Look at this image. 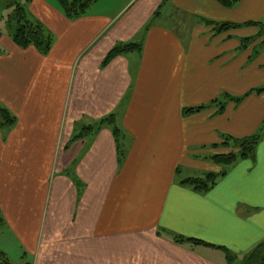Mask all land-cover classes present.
Segmentation results:
<instances>
[{
    "label": "crops",
    "instance_id": "0c3cea01",
    "mask_svg": "<svg viewBox=\"0 0 264 264\" xmlns=\"http://www.w3.org/2000/svg\"><path fill=\"white\" fill-rule=\"evenodd\" d=\"M37 3L47 55L0 39V104L17 120L0 129V223L24 264H227L263 241L264 136L205 192L178 176L219 172L223 136L264 126V91L212 104L264 87V37L201 20L260 21L264 0H96L77 19ZM127 42L141 50L104 66ZM110 114L120 142L107 124L85 131Z\"/></svg>",
    "mask_w": 264,
    "mask_h": 264
},
{
    "label": "trees",
    "instance_id": "16d2710c",
    "mask_svg": "<svg viewBox=\"0 0 264 264\" xmlns=\"http://www.w3.org/2000/svg\"><path fill=\"white\" fill-rule=\"evenodd\" d=\"M14 0L6 4L9 8L12 5L15 6L13 13L9 14V26H10V36L14 43L21 48H27L29 46L36 47L42 54L47 55L52 49L54 42V37L50 31L42 26L37 20H32L29 18L26 3L28 0ZM59 8L62 10L64 15L69 19H77L85 15L91 5L96 0H56ZM222 6L226 8L235 7L241 0H217ZM207 24L215 25L217 31L227 30L231 28H236L245 25H254L258 27V36L264 37V23L261 21H250L244 24L236 23H218L206 18H201ZM47 30V31H46ZM1 35V34H0ZM253 38H248L243 40V45L245 42H251ZM262 47H264V40L262 42ZM141 50V45L137 42H127L115 45L106 55L103 61V65H108L115 57L120 54H124L131 51ZM255 92L264 91V87L253 89L244 96H232L230 94H223L221 97L217 98L212 102L218 106V112H223L225 106L230 101L240 102L248 94ZM207 106H197V107H187L184 110L185 114L198 112ZM16 116L6 107L0 104V129L6 130L13 127L16 123ZM103 124H107L112 127L113 133L118 142L125 136L124 131L118 126L115 114H110L102 118L95 125L87 126L85 131H98ZM83 132L79 137L85 135ZM264 136V126H262L255 134L246 137H234L232 135H224L222 146L231 148L233 151L230 153H219L211 156V159L222 167L219 172L209 171L201 173L195 176H189L184 178L181 183L184 185L191 186L197 191L205 192L212 188L218 180L226 175L228 169L234 164L238 159L251 158L255 159L256 148L260 139ZM121 153V160L124 157L123 151ZM180 170L178 169V173ZM1 220V218H0ZM176 242L192 241L195 244L210 245L206 242L198 239H186L180 236L174 237ZM243 260L239 264H264V240L257 244L250 252L243 256ZM227 259L229 264H234L238 260V256L231 255L227 253ZM0 264H11L4 252H0ZM236 264V263H235Z\"/></svg>",
    "mask_w": 264,
    "mask_h": 264
},
{
    "label": "rangeland",
    "instance_id": "374dc122",
    "mask_svg": "<svg viewBox=\"0 0 264 264\" xmlns=\"http://www.w3.org/2000/svg\"><path fill=\"white\" fill-rule=\"evenodd\" d=\"M11 0H0V39L2 35H10V26H9V20H8V16L9 14L13 13L15 6H11V7H7L6 4L9 3ZM14 1V0H12ZM24 1V0H23ZM22 1V3H23ZM34 0H28V2L26 3V7H27V12L29 15L30 19H34L37 20L39 23L42 24V26L44 28H46L48 31L49 28L44 24V20L41 18L40 15L42 14V11L40 10V8H38L37 6L39 2V0H36V12L34 10L31 9V5L32 2ZM52 3H55L58 5L56 0H50ZM261 22L264 23V18L262 20H260ZM46 30V31H47ZM1 44V42H0ZM233 150L231 148H227L226 147V152L224 153H230ZM191 172V173H190ZM193 171H185V173H183L182 175L178 176L179 180H183L184 178H186L187 176H193V175H198V173L200 172H195ZM190 173V174H188ZM2 249H5L4 251ZM0 252H4L5 256L7 257V259L9 260V262L11 264H24L25 260L23 257V251H21L20 247L18 246V244H16L15 242H13L11 240V236L9 234V231L7 229L6 226H4L3 224L0 223ZM227 259V257H226ZM244 258L243 257H238V260L235 261L236 264H239ZM2 261L0 260V263ZM234 263V264H235ZM227 264H229L228 259H227Z\"/></svg>",
    "mask_w": 264,
    "mask_h": 264
}]
</instances>
